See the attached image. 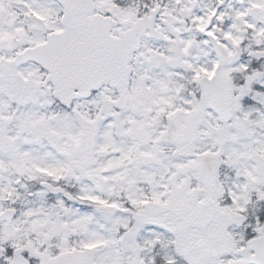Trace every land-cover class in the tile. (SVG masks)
<instances>
[{
  "label": "snow or ice",
  "instance_id": "snow-or-ice-1",
  "mask_svg": "<svg viewBox=\"0 0 264 264\" xmlns=\"http://www.w3.org/2000/svg\"><path fill=\"white\" fill-rule=\"evenodd\" d=\"M0 264H264V0H0Z\"/></svg>",
  "mask_w": 264,
  "mask_h": 264
}]
</instances>
